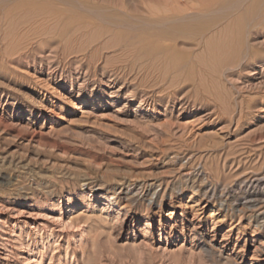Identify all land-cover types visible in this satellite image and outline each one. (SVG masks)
<instances>
[{
  "label": "rangeland",
  "instance_id": "rangeland-1",
  "mask_svg": "<svg viewBox=\"0 0 264 264\" xmlns=\"http://www.w3.org/2000/svg\"><path fill=\"white\" fill-rule=\"evenodd\" d=\"M236 1L31 10L0 58V264H264V201L245 208L240 182L264 175V16L236 54L216 32Z\"/></svg>",
  "mask_w": 264,
  "mask_h": 264
},
{
  "label": "bare ground",
  "instance_id": "bare-ground-1",
  "mask_svg": "<svg viewBox=\"0 0 264 264\" xmlns=\"http://www.w3.org/2000/svg\"><path fill=\"white\" fill-rule=\"evenodd\" d=\"M41 1V0H40ZM40 1H38V3L37 4H39V2ZM233 1H235V0H233ZM238 1V0H237ZM236 1V2H237ZM243 1H245V0H243ZM250 1V0H249ZM253 1V0H252ZM250 1L251 3L244 9V11H240V12H243L240 16H239V14H238V16L239 17H236L235 18V20L233 21V24H229V23H231V22H229L228 24H226V25H223L222 27H220L217 31L216 30H213V25L214 24H212L211 22H208L207 24L209 25L210 23L212 24V26H210L209 25V28H207L206 26H207V24H206V26L204 25V23L203 22H201V23H203V26H205L206 28L203 30V29H201L200 28V30H202L201 32H202V34H204L203 36H207L206 34H208V32H212V30L214 31V33H215V31L217 32V34H220L221 32L222 33H224L225 34V32H226V34H227V32L228 31H231L232 32V35L234 36H239V37H235V38H238V39H235V42H236V40H238V42H233L232 40V42H233V44H232V46L234 47V49H235V52H236V49L237 48H240L241 46V48L243 49V47H244V45H239V44H242L243 43V40H242V37H244V33L246 32V30L247 29H249V28H251V27H254V26H256L257 24H258V22L260 21V19L262 18V16H264V8H261V7H259L258 6V4H257V2H255V1ZM259 1V0H258ZM264 0H261V2H263ZM37 2V1H36ZM36 2H34L33 0H0V58H4V57H6L7 56V53L9 52V49H11L12 47H14L15 45H16V43H18L19 41H17V40H20V39H22L21 37L22 36H25V34H24V31H22L23 30V26H22V24L21 23H23L24 21H25V17L29 14V13H31V12H33L34 10V8L37 6L38 7V5L37 4H34V3H36ZM260 2V1H259ZM42 3V4H41ZM40 4L42 5V6H40V7H43L44 5H43V2H41ZM44 3H47V2H44ZM245 3H246V1H245ZM244 3V4H245ZM240 3H238V5L235 7L233 4V7H235L234 9L236 10V9H239L241 6V4L239 5ZM248 4V3H247ZM47 5H49V4H47ZM47 5H45L46 7H47ZM51 5H52V3H51ZM56 5V4H55ZM236 5V4H235ZM243 5V4H242ZM262 5H263V3H262ZM53 6V5H52ZM59 6V5H58ZM246 6V5H245ZM244 6V7H245ZM32 7V8H31ZM45 8V7H44ZM59 9L57 10V11H55V10H53V11H55V13L53 12V11H51L50 13L52 14V15H50V14H47V12L46 13H42V14H40V15H38V16H36V18L35 19H33V20H36V22L38 21V23L40 22L41 23V21H49V16L48 15H50V19L51 18H55V17H57L58 15L60 16V14L61 13H63L64 11H62L61 13H60V7H58ZM90 8H94V7H90ZM97 8V7H96ZM95 8V9H96ZM99 8V7H98ZM97 8V9H98ZM101 8V7H100ZM242 8V7H241ZM38 9H41V8H38ZM37 9V11H39ZM96 9V10H97ZM243 9V8H242ZM31 10H33V11H31ZM62 10H65V9H62ZM95 10V11H96ZM103 10V9H102ZM30 11V12H29ZM36 11V12H37ZM66 11V10H65ZM35 12V13H36ZM91 13H92V11H90ZM34 13V12H33ZM48 13H49V11H48ZM60 13V14H59ZM64 13H66V12H64ZM97 13V12H96ZM68 14V13H67ZM94 14V13H93ZM100 14H102V13H99V15ZM103 14H105V13H103ZM66 15V14H65ZM48 16V17H47ZM51 16H55V17H51ZM58 16V17H59ZM64 16V15H63ZM95 16V15H94ZM100 16H102V15H100ZM103 16H107V15H103ZM57 17V18H58ZM98 17V16H97ZM261 17V18H260ZM25 18V19H24ZM63 18V17H62ZM233 18V17H232ZM260 18V19H259ZM103 19V18H102ZM175 19V18H174ZM181 19V18H180ZM52 20V19H51ZM55 20V19H54ZM57 20V19H56ZM176 20H178V18L176 19ZM230 20V19H229ZM29 20H26V22H28ZM164 20H162V22H163ZM170 22V24L168 25V28L170 27V25H172L171 24V20H169ZM175 21V20H174ZM174 21H172L173 23H174ZM25 22V23H26ZM161 22V23H162ZM176 22V21H175ZM183 22H185V21H183ZM182 21L180 22V23H183ZM187 22V21H186ZM185 22V24H187ZM207 22V21H206ZM205 22V23H206ZM260 22H262V21H260ZM259 22V23H260ZM30 23V22H29ZM28 23V24H29ZM33 23V22H32ZM38 23H36V25L38 24ZM177 24L179 23V20L176 22ZM188 23H189V21H188ZM184 24V23H183ZM190 24H192V23H190ZM26 25V24H25ZM33 25V24H32ZM31 25V26H32ZM44 25V24H43ZM42 25V26H43ZM175 25L176 24H174V27H175ZM193 25L195 26V24H194V22H193ZM198 25V23H196V26ZM200 25V24H199ZM215 25H217V24H215ZM27 26H29V25H27ZM173 26V25H172ZM177 27L178 26H182V25H176ZM183 26H185V25H183ZM183 26H182V28L181 29H183ZM192 26V25H191ZM218 26V25H217ZM217 26H215V27H217ZM235 26H237V27H239L240 29H239V31L240 32H242V34H240V32H239V34L241 35H238L237 34V32H236V34H234V32H235V30L237 29H234L235 28ZM25 27V26H24ZM34 27H35V24H34ZM41 27V26H40ZM190 27V26H189ZM199 27H202V25L201 26H199ZM211 27V28H210ZM214 27V28H215ZM167 28V27H166ZM194 28V27H193ZM192 28V29H193ZM27 31H29L30 30V28H29V30L27 29V28H25ZM24 29V30H25ZM38 29V28H37ZM42 29H43V27H42ZM175 29H178V28H176L175 27ZM181 29H178L179 31H181ZM184 29H188V27L186 28V26H185V28ZM195 29H199L198 27H196ZM194 29V30H195ZM217 29V28H216ZM171 30H173V27H172V29ZM189 30H191V29H189ZM189 30H187V31H184V34H185V32H187V34H188V31ZM26 31V32H27ZM32 31H33V34H34V31H35V29L33 30L32 29ZM38 31V34H36V31H35V36L34 37H38V36H42L44 33H46L45 32V30H41V31H39V30H37ZM46 31H47V29H46ZM164 31H166V30H164ZM196 31V30H195ZM22 32H23V34H22ZM190 32V31H189ZM194 32V31H193ZM193 32H192V34H193ZM198 32H200V31H198ZM167 34V32H165V34L164 35H166ZM181 34H183V31L181 32ZM180 34V35H181ZM184 34L182 35V36H184ZM194 34H197V31L196 32H194ZM168 35V34H167ZM179 35V34H178ZM177 35V36H178ZM169 36V35H168ZM176 36V35H175ZM186 36H188V35H186ZM195 36V35H194ZM201 36V34L198 36V37H200ZM202 36V37H203ZM224 36V35H223ZM232 36V37H233ZM170 37V36H169ZM171 37H172V34H171ZM170 37V38H171ZM174 37V36H173ZM191 37V36H190ZM192 37H193V35H192ZM196 37V36H195ZM208 38L210 37L211 38V36H207ZM216 37V36H215ZM24 38V37H23ZM208 38H206L207 40H208ZM34 39H36V38H34ZM173 39H175V37L173 38ZM216 39V38H215ZM218 39V38H217ZM172 40V39H171ZM213 40H214V38H213ZM233 40H234V38H233ZM33 41V40H32ZM31 41V42H32ZM212 40H210L209 41V43H208V41H207V44H211L212 42H211ZM211 42V43H210ZM214 42V41H213ZM198 43V42H197ZM204 43H205V41H204ZM15 44V45H14ZM20 43H18L17 45H19ZM223 44V43H222ZM229 44V43H228ZM235 44V45H234ZM16 45V46H17ZM219 45V44H218ZM226 45V44H225ZM230 45V44H229ZM238 45L240 46V47H238ZM211 46H212V44H211ZM214 46V45H213ZM222 46H224V45H222ZM231 46V47H232ZM38 47V49H40L39 48V46H37ZM226 47V46H225ZM232 47V48H233ZM230 48V47H229ZM42 49V48H41ZM40 49V50H41ZM234 49H233V51H234ZM242 49H239V50H242ZM208 50V49H207ZM215 50V49H214ZM216 50H217V48H216ZM224 50V49H223ZM229 50V49H228ZM244 50V49H243ZM247 50V49H246ZM219 53V52H218ZM222 53H223V51H222ZM238 52H236V54H237ZM217 55V54H216ZM227 56V55H226ZM236 56V55H235ZM211 57V56H210ZM229 58V57H228ZM222 59V58H221ZM234 60H235V58H234ZM239 60V59H238ZM213 96H215V95H213ZM219 100V99H218ZM221 107V106H220ZM226 107V106H225ZM221 113V112H220ZM253 141V140H252ZM203 171L202 170H200L198 167H196L195 168V170H194V172L191 174L192 176L191 177H188L189 179H190V181H192V183H193V185H195L196 184V182H199L200 183V185L201 186H203V188H205V190H204V192H202L203 193V195L204 196H208V193H209V187H212L213 188V194L215 193V185H210L209 183L210 182H208L207 181V179L205 178V176H203ZM187 174V173H186ZM249 177V176H248ZM247 177V178H248ZM211 180V179H210ZM187 181V180H186ZM241 183H245L246 185H248V186H251V188H252V191H250V190H248V191H245V193H243L245 196H244V202H241V204H243V205H245L244 207L246 208V207H253L254 205H255V203L256 202H259V201H261V202H263L264 201V175L263 176H260V175H253V176H251L250 178H248V179H244V180H242V181H240ZM244 184V185H245ZM210 185V186H209ZM260 185H263V187H260ZM242 187V186H241ZM224 192V191H223ZM150 201H152V199L150 200ZM235 203L233 204V206H231V208H230V210H233V213L232 214H230V216H229V219H232L233 217H234V215H235V212H236V210H238L237 208L238 207H236V206H234L235 204H236V202H238V200H236V201H234ZM221 205H224L223 203H220ZM163 205V203H161V206ZM75 207L76 206H78V205H74ZM230 207V206H229ZM243 207V206H242ZM244 207L243 208H240L239 209V211H242V210H244ZM235 210V211H234ZM248 219L250 220V222L252 223H255V222H257L256 223V228H258V229H264V212H262V213H259V214H256V213H253V214H251V215H249L248 216ZM231 228L233 227V225L231 224V226H230Z\"/></svg>",
  "mask_w": 264,
  "mask_h": 264
}]
</instances>
